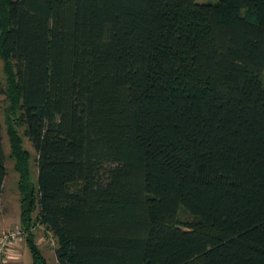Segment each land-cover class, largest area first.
Here are the masks:
<instances>
[{
  "label": "trees",
  "instance_id": "1",
  "mask_svg": "<svg viewBox=\"0 0 264 264\" xmlns=\"http://www.w3.org/2000/svg\"><path fill=\"white\" fill-rule=\"evenodd\" d=\"M0 58L33 264H264V0H0Z\"/></svg>",
  "mask_w": 264,
  "mask_h": 264
},
{
  "label": "rangeland",
  "instance_id": "2",
  "mask_svg": "<svg viewBox=\"0 0 264 264\" xmlns=\"http://www.w3.org/2000/svg\"><path fill=\"white\" fill-rule=\"evenodd\" d=\"M198 1H206V0H198ZM264 76V72H263ZM6 85V74L4 72V64L3 60L0 58V88ZM7 106V100L5 94L0 93V121L2 124V138H3V145L4 150L6 153V167L8 170V175L5 180V186H4V192L3 195L0 198V232L3 231H10L15 229L16 227H19L21 229V198L22 193L19 188V179L20 174L16 170L15 165L16 161L11 156V144L10 139L7 133V126L5 122V107ZM22 133V129H20ZM24 139V147L29 150L31 154V160H30V170H31V183L32 185H37V177H38V165L36 160V151L34 150L33 146L29 142V140L26 137H23ZM37 213V212H36ZM35 213V214H36ZM36 236H37V242L42 246V248L45 250L46 254L48 256L51 255L50 264H54V256L55 254L53 249H56L58 246L57 243V237L53 235L52 232L48 233V231L45 230L44 226H38L35 229ZM19 244L23 245L25 247L24 252L22 251L19 253V258H21L22 264H33V257L30 252V249L26 242V233L25 236L17 240V242H13L12 245H10V248H16L15 254L18 251ZM20 250V248H19ZM16 258V255H15ZM18 259H13L12 262L9 260L6 264H14ZM20 264V263H19Z\"/></svg>",
  "mask_w": 264,
  "mask_h": 264
},
{
  "label": "built area",
  "instance_id": "3",
  "mask_svg": "<svg viewBox=\"0 0 264 264\" xmlns=\"http://www.w3.org/2000/svg\"><path fill=\"white\" fill-rule=\"evenodd\" d=\"M25 236L23 229L16 227L8 232H0V264L8 263V258L10 256V245L17 240L22 239Z\"/></svg>",
  "mask_w": 264,
  "mask_h": 264
},
{
  "label": "crops",
  "instance_id": "4",
  "mask_svg": "<svg viewBox=\"0 0 264 264\" xmlns=\"http://www.w3.org/2000/svg\"><path fill=\"white\" fill-rule=\"evenodd\" d=\"M48 233H50V231H48ZM37 243H38V242H37ZM38 244H39V243H38ZM39 246H40V248H41L43 254L45 255V257L48 259V262H49V264H50V261H51L50 257H51V255L48 256V255L46 254L45 250L42 248V246H41L40 244H39ZM16 248H17V247H16ZM16 248L14 247L13 249L10 250V253H9L10 256H9V258H8V262H9V260H11V262H12L13 259H18L16 262H14V264H19V263L22 264L21 258H19V253L21 252V254H22V251L24 252L25 247H24L23 245L19 244V248H20V250H19V248H18V251L16 252L17 254H15V255H16V258H15L14 253H15V249H16ZM52 252L55 253V249H53ZM23 254H24V253H23ZM23 254H22V255H23ZM53 256H54L53 263H54V264H57L58 261H57L56 254H53Z\"/></svg>",
  "mask_w": 264,
  "mask_h": 264
}]
</instances>
